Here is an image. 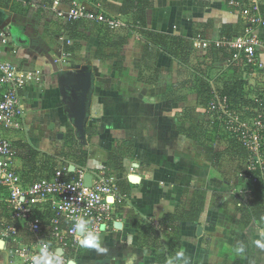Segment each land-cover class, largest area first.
<instances>
[{"label": "crops", "instance_id": "0c3cea01", "mask_svg": "<svg viewBox=\"0 0 264 264\" xmlns=\"http://www.w3.org/2000/svg\"><path fill=\"white\" fill-rule=\"evenodd\" d=\"M56 1L60 11L67 13L76 2L120 28L60 17L53 9ZM125 2L0 0L2 59L40 78L22 95L23 130L10 132L11 140L25 149L16 160L18 174L31 183L75 164L90 175L118 177L124 201L116 204V221L101 235L107 251L79 245L71 257L76 264H157L156 255L168 259L181 249L189 264H264V247L255 243L264 222L253 220L242 230L246 206L264 198V179L254 182L248 152L223 136L199 96L205 82L211 96L217 92L241 101L243 119L256 115L250 101L264 96V71L234 61V51L224 43L242 32L240 6L258 3L264 16V0H143L150 5L148 30L192 42L186 62L162 52L156 39L143 34L135 13L123 12ZM256 33L264 63V29ZM147 44L151 52H160L153 63L146 57ZM83 68L92 73L94 90L90 132L81 140L58 76ZM71 133L86 146L85 163L69 156L78 150L68 143ZM32 151L35 160H29ZM133 175L140 178L136 184L129 179ZM198 190L207 193L205 209L198 220L180 223L181 245H172V230L160 222L190 210ZM3 192L0 188V221L12 224ZM15 226L22 242L33 241L22 222ZM241 245L244 252L238 253ZM15 247L0 232V264H16Z\"/></svg>", "mask_w": 264, "mask_h": 264}, {"label": "built area", "instance_id": "2783aa9c", "mask_svg": "<svg viewBox=\"0 0 264 264\" xmlns=\"http://www.w3.org/2000/svg\"><path fill=\"white\" fill-rule=\"evenodd\" d=\"M77 1V0H76ZM60 2L53 9L60 17L71 21L87 20L106 24L117 31L120 25L107 19L103 14L79 6L76 2L66 13L59 10ZM242 32L234 39L225 40V45L233 52V60L243 62L252 71H264L259 49L263 45L257 30L264 29V16L260 5L250 2L240 6ZM5 42V41H4ZM40 78L26 73L14 63L3 60L0 51V188L4 189V201L9 220L0 221L2 237L12 239L16 264H32V257L39 255L40 247L48 245V250L59 255L62 264H69L72 255L79 248L80 236L74 230V223L83 216L91 220L89 227L102 235L117 216V205L124 201L119 194L118 177L100 172L93 174L92 186L85 185L87 171L76 167L73 173L70 165L59 167L56 173L31 183L24 182L17 172L16 160L24 148L17 146L10 138V132L23 130L25 110L22 102L23 92ZM256 115L243 119L235 111L230 99L212 92L208 111L221 120L226 131L235 135L249 151V172L254 182L264 178V96L256 101ZM22 222L33 241L22 242L15 223ZM62 251V254L59 253ZM14 264V262H13Z\"/></svg>", "mask_w": 264, "mask_h": 264}, {"label": "trees", "instance_id": "16d2710c", "mask_svg": "<svg viewBox=\"0 0 264 264\" xmlns=\"http://www.w3.org/2000/svg\"><path fill=\"white\" fill-rule=\"evenodd\" d=\"M150 5L146 4L144 5L143 0H126L125 5L123 7V12L125 13H130L133 12L136 15V21L138 22V25L142 28L143 34L147 35L151 39H156L158 47L161 49L162 52L168 53L172 58L174 59H179L182 62H186L188 59L191 50H192V45L189 40H186L182 37H177V36H172L164 33H159L155 31L148 30L147 25H146V10L149 8ZM104 43L101 44L100 51H98V54L101 55V49H103L105 46L103 45ZM151 46L147 44L146 47V57L150 61V63L156 60L160 52L153 53L151 52ZM200 102L203 105H208L209 101L211 100V88L208 84L203 82L200 86ZM234 95H238V93H234ZM241 101L236 100L235 98H230V103L234 109L237 111L242 110L243 107L241 106ZM248 102L246 103L247 106ZM250 106H254L256 108V103H253L250 101ZM90 131L87 129L86 134H88ZM213 133H216V130L213 131L212 133H207L205 134L206 138H211ZM223 134V133H222ZM223 136L231 141L234 144H239L238 140L236 138H230L228 136ZM221 138V136H219ZM228 137V138H227ZM69 140L68 143H70L71 147H78V150L70 151L69 156H74L76 157L77 162L85 163L87 161V151L85 149V144H82L76 139V134L71 133L68 136ZM217 140V137L215 138ZM67 143V144H68ZM241 146V145H240ZM73 148H71L72 150ZM31 152V151H30ZM29 152V155L31 157L29 160H35L36 154L34 151L32 153ZM74 153V154H73ZM252 176H256L257 173H252L250 172ZM259 176V175H258ZM264 179V178H263ZM260 178V181L263 180ZM264 181V180H263ZM206 197L207 193L203 191H196L194 194V199L192 202V205L190 207V210L187 212L183 213V215H166L160 222V224L166 225V227H170L172 230V239H171V244L179 246L181 245V236L179 234V227L180 223L182 222H192L196 221L200 218V215L205 209L206 205ZM246 211V215L242 218V226L243 229H246L249 225V223L253 220H258L261 222H264V198H257L252 202L250 205L246 206L244 209ZM156 257V262L157 264H166V257L165 256H155Z\"/></svg>", "mask_w": 264, "mask_h": 264}, {"label": "water", "instance_id": "95a60500", "mask_svg": "<svg viewBox=\"0 0 264 264\" xmlns=\"http://www.w3.org/2000/svg\"><path fill=\"white\" fill-rule=\"evenodd\" d=\"M61 95L64 104L68 108L69 116L76 129L79 139L84 140L87 130V122L90 114V104L92 99L93 75L88 68H83L78 72L68 71L58 76ZM71 170H74L72 168ZM130 181L134 184L140 181L136 175L131 176ZM93 176L87 174L84 178L85 185L92 186ZM201 227H199V232ZM4 241H1V244ZM62 253V251H59Z\"/></svg>", "mask_w": 264, "mask_h": 264}, {"label": "clouds", "instance_id": "9594fccd", "mask_svg": "<svg viewBox=\"0 0 264 264\" xmlns=\"http://www.w3.org/2000/svg\"><path fill=\"white\" fill-rule=\"evenodd\" d=\"M90 219H86L83 216L78 218L74 223V230L80 236L78 241L80 247L85 249H94L98 253H105L107 249L102 246V238L99 232L92 230L89 225ZM258 235L260 237L255 243L259 247H264V226L258 228ZM238 253L244 252V247L241 245L236 249ZM32 264H62V259L59 255L48 250V245L44 244L40 247L39 255L32 257ZM69 264H76L75 260L69 262ZM166 264H189L188 259L185 257L183 249L177 251L174 257H169Z\"/></svg>", "mask_w": 264, "mask_h": 264}, {"label": "rangeland", "instance_id": "374dc122", "mask_svg": "<svg viewBox=\"0 0 264 264\" xmlns=\"http://www.w3.org/2000/svg\"><path fill=\"white\" fill-rule=\"evenodd\" d=\"M40 82V81H39ZM206 109H208V105H206ZM234 109V108H233ZM235 111H237L236 109H234ZM238 112V111H237ZM215 118H217L215 115L213 116V120H215ZM218 124L221 125L222 127H220L219 125H217V127H220V129L222 130V133L225 135V136H228L230 138H236L238 140V138L235 136V135H232L231 133H229L228 131H226L223 127V123L221 120H217ZM223 128V129H222ZM222 140V138H221ZM239 144L244 147V145L238 140ZM245 148V147H244ZM246 149V148H245ZM247 152H249L247 149H246ZM249 171V169H248Z\"/></svg>", "mask_w": 264, "mask_h": 264}]
</instances>
